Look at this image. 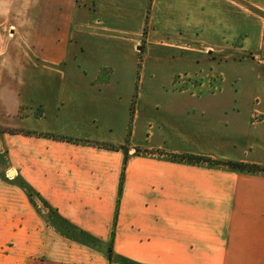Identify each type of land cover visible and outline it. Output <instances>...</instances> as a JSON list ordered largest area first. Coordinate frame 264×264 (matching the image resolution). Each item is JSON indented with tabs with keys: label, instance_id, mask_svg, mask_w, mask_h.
<instances>
[{
	"label": "crops",
	"instance_id": "crops-1",
	"mask_svg": "<svg viewBox=\"0 0 264 264\" xmlns=\"http://www.w3.org/2000/svg\"><path fill=\"white\" fill-rule=\"evenodd\" d=\"M204 4L0 0V264H264V174L168 157L264 166L236 106L151 92L167 128L137 141L108 114L142 49L195 52Z\"/></svg>",
	"mask_w": 264,
	"mask_h": 264
},
{
	"label": "rangeland",
	"instance_id": "rangeland-1",
	"mask_svg": "<svg viewBox=\"0 0 264 264\" xmlns=\"http://www.w3.org/2000/svg\"><path fill=\"white\" fill-rule=\"evenodd\" d=\"M203 3L206 6L202 7L201 30L191 44L195 52L181 56L180 51L159 45L142 49L133 73L129 105H122L123 98L115 96L120 106L114 102L116 105L108 113L112 125L125 127L122 132L126 131L128 139L159 137L166 127L162 125L163 112L144 111L138 103L140 98L149 97L151 92L161 97L159 93L166 89L184 90L185 96L191 92L196 98L199 92L213 93L223 103L237 107L233 114L238 116V123L232 126L238 131L243 127L247 142H256L264 150V64L257 51L259 29L264 25V0H202ZM215 11V17L205 15ZM162 29L159 26L157 32L165 34ZM110 97L105 93V98ZM134 129L135 134L130 135Z\"/></svg>",
	"mask_w": 264,
	"mask_h": 264
},
{
	"label": "trees",
	"instance_id": "trees-1",
	"mask_svg": "<svg viewBox=\"0 0 264 264\" xmlns=\"http://www.w3.org/2000/svg\"><path fill=\"white\" fill-rule=\"evenodd\" d=\"M12 132L11 130H7ZM110 148V147H109ZM168 157L173 161L184 162L187 164H207L209 166H222L229 168L230 170L237 172H248V173H260L264 174V166L254 165V164H246L240 162H220L214 161L208 158L198 157V156H190V155H168Z\"/></svg>",
	"mask_w": 264,
	"mask_h": 264
}]
</instances>
